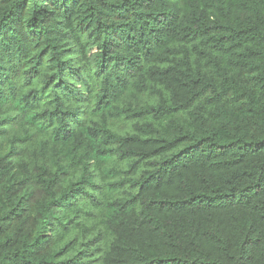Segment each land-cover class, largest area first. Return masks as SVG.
I'll return each mask as SVG.
<instances>
[{
  "label": "trees",
  "instance_id": "trees-1",
  "mask_svg": "<svg viewBox=\"0 0 264 264\" xmlns=\"http://www.w3.org/2000/svg\"><path fill=\"white\" fill-rule=\"evenodd\" d=\"M0 264H264V0H0Z\"/></svg>",
  "mask_w": 264,
  "mask_h": 264
}]
</instances>
